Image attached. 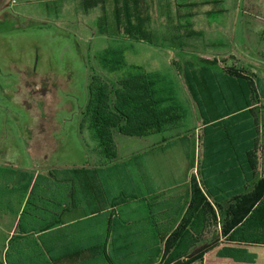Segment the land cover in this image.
Returning a JSON list of instances; mask_svg holds the SVG:
<instances>
[{
	"label": "rangeland",
	"instance_id": "374dc122",
	"mask_svg": "<svg viewBox=\"0 0 264 264\" xmlns=\"http://www.w3.org/2000/svg\"><path fill=\"white\" fill-rule=\"evenodd\" d=\"M14 1L0 0L1 169L18 174L23 169L43 171L46 167L65 169L75 166L72 170L76 171L73 172L76 176L81 172L92 171L95 144L84 123L88 100L87 84L90 74L102 72L98 56L104 50L112 48L123 51L127 64L140 66L143 72L159 74L164 79L165 84L161 85V89L167 88V94L179 100L177 103L181 107L178 112L183 114L178 121L182 128L179 136L184 137L177 145L171 144L165 148L163 154L167 157L170 171L166 172L164 169L160 174L151 167L152 159L148 155L138 154L145 143L139 142L136 145L121 141L118 144L121 156L118 162L105 170L98 167L100 172L97 183L88 180L92 186L100 189L99 208L102 217L111 213V219L115 218L117 224L119 220L120 223L125 221L134 237L145 236L159 227L156 220L159 217H162L165 225L173 226L174 221L180 225L185 212L181 216L176 213L177 204L169 201L171 197L146 196L144 188L147 179L139 170L153 176L157 192L151 188H147L146 192L156 195L165 189L184 185L187 176L197 174L200 177V162L202 161L204 168L206 158H209L206 153L210 149L217 151L215 158H222L225 162V170L230 169L232 162L233 165L237 163V172L226 173L228 179L234 174L239 176L243 173L246 165L240 159L243 152L247 153L250 161V170L246 168L244 171L245 177L253 182L262 179L264 162L260 153L264 143V0H223V9L226 10L224 13L228 14L217 20L204 19L201 15L195 19L196 26L192 25V19L182 20L179 27L186 30L187 35L178 36V41L172 39L166 25L158 21L157 25L153 23L148 29L150 43L99 35L96 28L94 31L89 29L88 18H84V23H81L77 21L76 13H60L61 7L57 6L58 2L55 0ZM152 1L150 5L154 4L152 8L155 9L157 0ZM65 7L68 8L69 5ZM3 11L11 12L13 17L1 20ZM212 60L217 62L215 69L205 63ZM226 67L241 70V74L251 82L250 85L254 88L253 97H250L252 103L249 108L231 117L224 116L218 123L204 126L185 88L182 74L187 70L189 72L191 68L210 81L213 88L215 81L219 80L227 96L221 77V70ZM119 73L108 71V74H104L111 82L118 75L121 76ZM258 79L261 96L256 93ZM213 92L216 93L217 100H222L219 91ZM162 96L164 97L163 92ZM232 104L230 98L225 99L216 106V112L220 116L225 115ZM184 147L186 151L183 150ZM46 148L50 150L42 160ZM31 150L37 156V162L33 161ZM131 151L135 155L130 154ZM186 152L188 154L185 156ZM158 153L162 154V151ZM129 155H133L135 161L133 156L127 160ZM139 157L141 159L138 162ZM187 157L193 159L190 172ZM231 159L234 161L231 162ZM207 169L208 167L205 169L206 178L210 173ZM39 174L44 177L43 172ZM187 188L183 193H187L189 197ZM188 197L185 198L186 201ZM214 200L216 199L210 198L209 202L212 204ZM126 207L130 208V213L124 218L123 209ZM162 208L166 210L159 213ZM36 210L44 214V210ZM202 212L199 220L204 225L202 236L219 231L218 221L213 219L210 211ZM8 237L9 230L0 229V251ZM143 239L144 237L135 238L134 242L139 243ZM142 245V248L133 249L131 245L115 244V252L111 253L114 264L145 262L154 250L147 244H135L139 247ZM110 248L111 245L109 250ZM114 254H123L124 260H116Z\"/></svg>",
	"mask_w": 264,
	"mask_h": 264
},
{
	"label": "trees",
	"instance_id": "16d2710c",
	"mask_svg": "<svg viewBox=\"0 0 264 264\" xmlns=\"http://www.w3.org/2000/svg\"><path fill=\"white\" fill-rule=\"evenodd\" d=\"M139 1L83 0L80 8L98 9L99 15L95 28L99 35L119 36L123 39H136L150 43L151 37L148 29L153 23L157 25L158 21L152 20L150 13H147L146 6L143 8ZM172 3L171 5L168 0H162L160 12L165 14L160 16L163 18L160 23L166 25L172 39L177 41L179 40L178 36L187 35V31L181 30L179 27L182 20L194 18L203 8L209 6L211 13L222 11L220 10V1L217 0H172ZM3 6L4 4L1 5V7ZM142 11L145 12V15L142 14ZM12 17L9 11H3L1 14V20ZM98 59L102 72L89 75L84 123L95 144L94 153L99 162L96 166L103 167L120 158L116 137L144 138L158 131L166 130L169 125H179L178 121L183 114L178 112L181 107L177 103L179 100L175 96L167 94V88L161 89V85L157 84L156 78L160 77L157 74L143 72L138 66L127 64L121 49L108 48L98 56ZM205 63L210 68H216L215 60ZM108 71L117 74L120 72L121 76L118 75L114 81L110 82L104 74H108ZM221 71L222 76H220L224 80L228 97L224 94L225 88L221 87L223 85L219 80L215 81L213 88L210 81L208 82L191 68L189 72L187 70L182 74L185 88L188 90L204 126L214 125L224 116L231 117L243 109L249 108L252 103L250 97H253L254 88L250 85L251 82L248 78L241 74V70L226 67ZM259 84L258 79L256 80V93L261 96ZM213 91H219L222 100H217L216 93ZM238 91L240 92L239 97ZM228 98L232 100L233 104L229 110H226L227 114L220 116L216 112V106ZM180 104L182 103L180 102ZM179 133L181 130H178L176 134H171L170 139L179 137ZM210 150L206 153V157L210 156L209 153L212 152ZM260 155L264 162V143H262ZM242 156L246 164L245 169L250 170L247 153L244 152ZM208 159L206 158L207 163L204 168L202 161L200 162V177L197 174L190 176L189 203L182 222L175 228L171 226L166 229L151 230L150 233H154L152 236L155 237H150L149 240L154 242L148 243L147 246L154 252L140 264H264V174L261 180L255 182L250 180V191L244 195L229 196L221 200V203L214 200L211 204L209 199L213 197L206 193L208 184L205 180V169L210 166ZM73 172L76 171L72 169L55 170V173L66 176ZM234 176L231 178H235ZM247 178L249 179V177ZM247 181L249 180H246V183ZM229 198H234V200ZM202 211H210L213 219L218 221L220 229L212 232V243L196 245L191 241H199L203 233L201 230L204 225L199 223ZM198 213L201 214L196 216ZM109 214L111 215V213ZM110 215L104 216L108 222L115 219H111ZM187 237H191L190 242L183 241ZM107 240L105 237L100 245H85L84 252L89 258L82 259L74 253L64 255L62 259H53L48 252L49 258H51L50 262L53 264H61L62 261L67 264L88 263L90 260L94 261V258L91 257L99 254L101 264H114L110 255L113 247L116 246L112 245L109 250ZM131 246L133 249H137L144 245L139 247L131 244ZM8 255L9 252L5 254L0 264H13Z\"/></svg>",
	"mask_w": 264,
	"mask_h": 264
},
{
	"label": "crops",
	"instance_id": "0c3cea01",
	"mask_svg": "<svg viewBox=\"0 0 264 264\" xmlns=\"http://www.w3.org/2000/svg\"><path fill=\"white\" fill-rule=\"evenodd\" d=\"M217 1H220L221 12L211 13V8L209 6L203 8L194 18L186 19H192V25H195V19L201 15L204 19L210 18L211 20L223 18L225 14H228L227 12L224 13L226 11L223 9L224 1ZM55 2H58L57 6L61 7L60 13H68V15L72 12L76 13L77 21H81V23H84V18H88L90 20L88 26L89 29H92L93 31L95 30L96 21L98 19L97 17L99 15L98 9L85 10L84 8H80V5L83 4V0H55ZM168 2L169 4L171 3V5L173 4L172 0H168ZM150 3H153V1H139V4L143 8L146 6L147 13H150L152 20L162 21L163 18L160 16L165 14L162 11L160 12L162 1H155V9L152 8L154 4L150 5ZM66 5H69V7L66 8ZM142 14L145 15V12L142 11ZM157 75L159 76V74ZM156 82L162 86L165 84L164 79L161 77H157ZM177 126H179V128H177ZM178 130H181L182 132L181 126L172 124L169 125L166 130L158 131L144 138L122 139L121 137H116L115 141L117 147L121 141L123 143H133L136 145H138L139 142L145 143V147L140 150V153H137L141 156L148 155L149 159H152L150 162L151 167L160 174L159 172L162 173L164 169L166 172L170 171L167 157L163 154L165 148L171 144L177 145V143H179L184 137L179 136L170 139L171 134L178 133ZM46 146L47 145H45V147ZM48 150L50 149H45L46 152L44 153L42 160L46 158ZM183 150L186 151L185 147ZM158 151H162V154H159ZM30 153L33 157V161L37 162L38 158L35 156L34 152L32 153L31 150ZM216 153L217 151H212L209 153L210 156L207 155L209 157L208 164L210 165L207 169L208 173H210L205 179L208 184L207 193L213 198H216L218 203H221V200L229 196L244 195L249 192L251 182L249 181V183H246V180L249 179L244 175L245 169L241 175L238 176V174H234L235 178L228 179L226 173L229 174L230 171L235 170L237 172V163H234L233 165L232 161H234V158L231 159L232 165L230 169L225 170V162H223L222 158H215ZM130 154H133L132 151ZM187 154L188 153L186 152L185 156ZM242 154H240V159L244 162L243 156H241ZM131 156L129 155L127 160H130ZM140 157L137 159L138 162L141 159ZM132 159L135 161L134 156ZM114 162L116 163L118 161H111L107 163L104 168L102 167V169L105 170V168L110 167L109 165H113ZM98 163V158L95 156L91 166L93 172H81L79 176H76L75 173H71L69 176L57 174L55 173V170L61 168L55 167H46L43 171H37L36 169L28 171L27 169H23L19 170L20 172L18 174L0 168V229L7 228L9 230V237L6 239L3 249L0 251V261L4 259L7 252H9L8 257L13 264H53L50 262L51 258H49V253L53 259H62L64 255H72L74 253L79 255L80 258L86 259L89 257H86L84 252L85 245H100L103 243L105 237L108 239L106 243L111 246L115 244L131 245L154 242L149 240L150 237H155L152 236L154 233H150V231L148 233L145 231V233H147L145 236L134 237L131 233V229H129L130 227L127 226L125 221L120 223L119 220L117 224V220L115 219L112 222L110 220L108 222L106 217H102V212L99 208L100 189L99 187L92 186L90 181H88L92 180L96 183L98 182V175L100 172L99 168L96 166ZM187 165L189 167L188 171L190 172L193 166V159L187 157ZM84 166H86V164ZM73 168H75V166L66 167L65 169ZM40 172L44 173V177H41V174H39ZM139 172L147 179V185L144 188L146 196L160 198L171 197L169 201H173L177 204L176 213L181 216L185 212L189 197L187 193L185 195L183 191L188 187L187 190L190 196V177L187 176V180L182 186H174L171 187V189H165L158 192L156 195H150V191L146 192L147 188H151L153 189L152 191L157 192L154 188V178H152L153 176L150 173L145 174L142 170H139ZM214 178L218 180H214ZM108 193L105 195L107 196ZM187 197L188 200L186 201L185 198ZM17 199H19L18 207H16ZM36 208L44 210L43 213L45 215L39 213ZM143 210L145 212L147 211L145 208ZM164 210H166V208H162L159 213ZM127 213H130V208L126 207L123 209L124 218H126ZM176 217H178V215ZM102 219L104 220L102 221ZM156 220L159 223V227H157L158 229L171 227L165 225L162 217H159ZM172 225V227L175 228L177 222L175 221ZM120 229L123 231H120ZM141 237H144V239L139 243L138 241L134 242L135 238L138 239ZM183 241L190 242L191 237L184 238ZM212 241L213 237L212 233H210L209 235H201L199 241L192 240L191 243L202 245L210 244ZM122 255L123 254H115L114 257L116 260L119 259L123 261L124 259ZM110 257L113 261L111 255ZM91 258H94V261L90 260L88 263L81 262L80 264H101V257L99 254ZM62 262L63 263L61 264H67L65 261Z\"/></svg>",
	"mask_w": 264,
	"mask_h": 264
},
{
	"label": "built area",
	"instance_id": "2783aa9c",
	"mask_svg": "<svg viewBox=\"0 0 264 264\" xmlns=\"http://www.w3.org/2000/svg\"><path fill=\"white\" fill-rule=\"evenodd\" d=\"M14 1V0H13ZM15 2V1H14Z\"/></svg>",
	"mask_w": 264,
	"mask_h": 264
}]
</instances>
